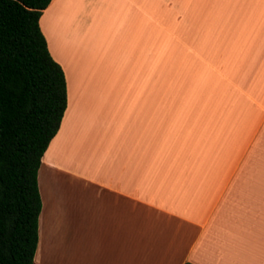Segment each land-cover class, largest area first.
Wrapping results in <instances>:
<instances>
[{
    "label": "crops",
    "instance_id": "0c3cea01",
    "mask_svg": "<svg viewBox=\"0 0 264 264\" xmlns=\"http://www.w3.org/2000/svg\"><path fill=\"white\" fill-rule=\"evenodd\" d=\"M67 105L35 264H264V0H52Z\"/></svg>",
    "mask_w": 264,
    "mask_h": 264
},
{
    "label": "trees",
    "instance_id": "16d2710c",
    "mask_svg": "<svg viewBox=\"0 0 264 264\" xmlns=\"http://www.w3.org/2000/svg\"><path fill=\"white\" fill-rule=\"evenodd\" d=\"M51 1L0 0V264H35L38 169L67 105L39 25Z\"/></svg>",
    "mask_w": 264,
    "mask_h": 264
}]
</instances>
